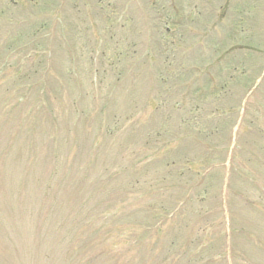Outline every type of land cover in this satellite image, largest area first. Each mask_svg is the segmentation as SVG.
<instances>
[{
	"label": "rangeland",
	"instance_id": "374dc122",
	"mask_svg": "<svg viewBox=\"0 0 264 264\" xmlns=\"http://www.w3.org/2000/svg\"><path fill=\"white\" fill-rule=\"evenodd\" d=\"M209 1L0 0V264H264V154L247 162L264 152V66L220 58L255 31L264 53V0H231L220 36ZM208 69L222 97L189 96ZM202 183L199 209L162 210Z\"/></svg>",
	"mask_w": 264,
	"mask_h": 264
},
{
	"label": "trees",
	"instance_id": "16d2710c",
	"mask_svg": "<svg viewBox=\"0 0 264 264\" xmlns=\"http://www.w3.org/2000/svg\"><path fill=\"white\" fill-rule=\"evenodd\" d=\"M2 14V12H0V15ZM31 26H36L37 27V25H34V24H32ZM30 26V27H31ZM16 29H19V23H17V24H15V26H14ZM44 28H46L47 27V25H45V26H43ZM39 28H40V26H39ZM38 28V29H39ZM36 32V31H35ZM27 77V75H25V76H21V77H19L18 79H17V81L19 82V81H22L24 78H26ZM121 220V219H120Z\"/></svg>",
	"mask_w": 264,
	"mask_h": 264
}]
</instances>
